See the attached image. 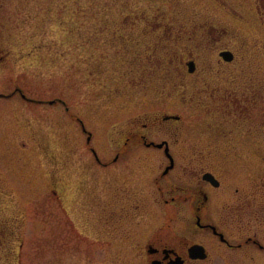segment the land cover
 <instances>
[{"label": "rangeland", "instance_id": "1", "mask_svg": "<svg viewBox=\"0 0 264 264\" xmlns=\"http://www.w3.org/2000/svg\"><path fill=\"white\" fill-rule=\"evenodd\" d=\"M247 7L249 0H0V264H145L137 243L166 221L149 201L164 162L135 140L125 150L139 156L121 158V141L152 111L183 119L173 151L188 177L170 174L189 184L198 158L227 172L226 202L215 198L208 216L230 242L249 235L264 246V30ZM222 48L235 53L232 65L221 66ZM188 58L194 75L184 74ZM244 81L254 84L251 117L240 119L238 109L220 116L211 96ZM124 190L135 204L121 202ZM235 194L252 199L253 215L228 216L240 208ZM175 209L181 216L170 223L182 233L190 209ZM194 236L211 244L207 264H264L255 243Z\"/></svg>", "mask_w": 264, "mask_h": 264}, {"label": "flooded vegetation", "instance_id": "2", "mask_svg": "<svg viewBox=\"0 0 264 264\" xmlns=\"http://www.w3.org/2000/svg\"><path fill=\"white\" fill-rule=\"evenodd\" d=\"M248 6V3H247ZM247 10L254 12L259 23L262 25L264 30V0H249V7ZM242 15V14H239ZM243 17V16H240ZM221 51H231L233 53V58L231 61H225L220 55ZM218 58L221 66H230L235 60V53L230 48H222L218 51ZM188 61L194 62L193 71H189L186 63ZM186 71L185 75H194L197 73L196 61L193 58H188L185 60ZM243 87L238 90H223L217 97L211 96L214 100L216 110L220 116H224V110L232 111L239 110L238 114L240 119L246 121L248 117H251L250 113L254 106L253 93V82L244 81ZM250 92V93H249ZM205 96L207 95L206 93ZM193 105L190 104L191 108ZM208 109V106L205 107ZM208 111H210L208 109ZM145 122H142L139 127H130L127 129L126 133L123 135L121 141V158L127 154H132L138 157L140 152H128L125 150L127 144L131 143L132 140L143 142L146 147L157 148L156 154L159 158L163 159L164 169L160 171L158 175L153 177L154 184L160 183L157 187L158 196L151 194L149 201L155 205L161 207L162 214L164 215L166 221L163 225L153 228L150 232L144 235L137 243L138 252L140 259L144 261L145 264H207L212 258V252L209 246H211L208 241L206 242L203 238H196L195 234H206V232L212 237V240L218 239V244L227 247H238L242 248L247 246L249 243H255L260 248H264L253 236H246L243 242L232 243L226 236L224 229L218 223H215L211 215V203L216 198L217 201H224L221 199L222 191L228 192V189L224 187L223 181L227 172L217 173L213 170L204 167L202 165V159L198 158V164L200 166L193 168L192 177L190 178L189 184L185 182V179L180 175L170 174L171 171L177 169L180 173H186L188 177V172L186 166L178 162V159H182V156H177L178 154L173 151L175 143L179 142V129L180 126L177 125L178 122L182 121L181 113L178 112H155L152 111L150 114L145 115ZM162 132L159 141H155L150 136V133ZM174 138V139H173ZM161 144V145H158ZM166 161V163H165ZM130 168L129 165H127ZM212 175L214 183L207 180L205 175ZM171 175V176H169ZM123 189V188H122ZM167 195L164 198L165 194ZM230 194V192H229ZM235 202H239V209H230L228 216L231 219L236 217L241 218L242 213L246 210L247 214H252L251 209L252 203L244 196L238 198L235 194ZM133 193L121 192V202L132 205L131 201L135 204L137 199L133 198ZM230 203H233L231 201ZM137 205V204H136ZM231 206V205H229ZM179 207H189L190 209V227H185L182 233L175 232L172 229L170 220L173 217H180L181 213ZM173 208V209H172ZM250 209V210H249ZM129 216V214H127ZM126 215V216H127ZM123 216V215H122ZM174 233V235H171ZM206 242V243H205Z\"/></svg>", "mask_w": 264, "mask_h": 264}, {"label": "water", "instance_id": "3", "mask_svg": "<svg viewBox=\"0 0 264 264\" xmlns=\"http://www.w3.org/2000/svg\"><path fill=\"white\" fill-rule=\"evenodd\" d=\"M220 55L223 57V59H225V60H227V61H229V60H231L232 59V53L230 52V51H221L220 52ZM187 65H188V69H189V71H193V69H194V63H193V61H189V62H187ZM16 90H18L19 92H21V90L20 89H16ZM16 90H14L13 92H11V93H14ZM23 97H25V95L24 94H21ZM1 96H5L4 94H2V93H0V97ZM54 100H50L49 102H53ZM89 138H90V136L87 138L88 140H89ZM158 145H161V144H158Z\"/></svg>", "mask_w": 264, "mask_h": 264}]
</instances>
